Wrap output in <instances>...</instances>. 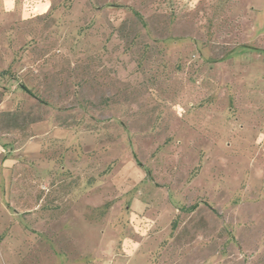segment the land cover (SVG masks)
I'll return each mask as SVG.
<instances>
[{
  "label": "rangeland",
  "instance_id": "obj_1",
  "mask_svg": "<svg viewBox=\"0 0 264 264\" xmlns=\"http://www.w3.org/2000/svg\"><path fill=\"white\" fill-rule=\"evenodd\" d=\"M3 1L0 264H264V0Z\"/></svg>",
  "mask_w": 264,
  "mask_h": 264
},
{
  "label": "crops",
  "instance_id": "obj_2",
  "mask_svg": "<svg viewBox=\"0 0 264 264\" xmlns=\"http://www.w3.org/2000/svg\"><path fill=\"white\" fill-rule=\"evenodd\" d=\"M3 6L5 8V10H9V9H13L16 6V0H4L3 1ZM47 5L44 6V10L45 11L47 9ZM6 148H4L3 146L0 145V158H4L6 156ZM6 159L2 161V165L4 166L6 164Z\"/></svg>",
  "mask_w": 264,
  "mask_h": 264
},
{
  "label": "trees",
  "instance_id": "obj_3",
  "mask_svg": "<svg viewBox=\"0 0 264 264\" xmlns=\"http://www.w3.org/2000/svg\"><path fill=\"white\" fill-rule=\"evenodd\" d=\"M20 86L22 87V89L23 90H25L26 92H28L29 94H31L32 96H36L35 95V93H34V91H33V89L32 88H30L29 86H27L26 84H20ZM21 115V113L20 114H18V113H16V112H5V113H2V116H4V117H6V119H8L7 117H19ZM4 120H5V118H4ZM8 121V120H7ZM5 128H6V126L7 127H9L10 125L8 124V122L6 123L5 122ZM195 205H193L192 206V208L191 209H195Z\"/></svg>",
  "mask_w": 264,
  "mask_h": 264
}]
</instances>
